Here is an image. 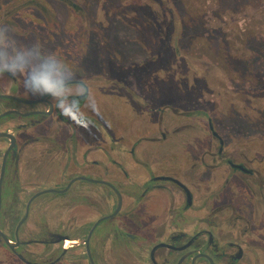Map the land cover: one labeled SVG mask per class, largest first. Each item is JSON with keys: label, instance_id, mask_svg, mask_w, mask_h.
Instances as JSON below:
<instances>
[{"label": "flooded vegetation", "instance_id": "af4514ba", "mask_svg": "<svg viewBox=\"0 0 264 264\" xmlns=\"http://www.w3.org/2000/svg\"><path fill=\"white\" fill-rule=\"evenodd\" d=\"M87 14L81 0H0V264H264V153L205 111L141 97L111 47L98 76ZM65 25L67 51L49 33ZM50 60L56 94L34 80Z\"/></svg>", "mask_w": 264, "mask_h": 264}, {"label": "rangeland", "instance_id": "374dc122", "mask_svg": "<svg viewBox=\"0 0 264 264\" xmlns=\"http://www.w3.org/2000/svg\"><path fill=\"white\" fill-rule=\"evenodd\" d=\"M81 1L86 5L88 14L84 17L86 24L83 26L78 24V28L85 29L82 31L88 30L89 37L91 33L93 41L95 40L92 46L97 47L98 58L94 60L93 57L91 60L95 62L98 76L104 77L106 74L107 55L111 47L114 56L124 59V64L122 62L121 66H115L117 77L121 81L128 82L141 97L154 103L155 100L163 103L171 98L172 103L180 110L205 111L212 116L217 129L229 141L249 147L258 152L259 156L263 155L264 89L261 85L258 86V83L261 76L264 77V56L255 60L253 69L256 73L249 68L246 73L237 71L227 74L230 71L223 68L226 64L224 55L212 46L217 43L214 37L202 40L203 47L197 43L194 51L188 50L183 52V55L175 52L172 41L169 43L165 41L168 44V52L159 50V39H157L159 37L151 35L150 32L145 33L148 23L145 15L146 3L151 4L154 17L157 16V22L165 28L168 24L172 25L169 22L172 13L168 6L160 5L154 0ZM230 1L227 3L230 4ZM260 1L264 3V0ZM53 2L56 5V12L59 11L60 22L65 23V20L67 26L75 24L73 11L63 9L56 4L57 2ZM252 2L253 0H237L233 5L230 4L231 7H235L231 22L233 26L238 22L245 23L247 12L250 13L253 9ZM214 8L212 4H207V18L211 23H215ZM206 25L208 26V23ZM67 26L60 30L49 31L55 34L53 41L55 48L70 50V44L67 42H72L69 40L70 36L76 34ZM61 35L65 36L66 42ZM58 36L60 41H57ZM103 54L105 55L102 56ZM141 65L143 67H140ZM79 66L82 73L92 68L82 59ZM191 120L195 124L198 121L202 123L200 118Z\"/></svg>", "mask_w": 264, "mask_h": 264}, {"label": "trees", "instance_id": "16d2710c", "mask_svg": "<svg viewBox=\"0 0 264 264\" xmlns=\"http://www.w3.org/2000/svg\"><path fill=\"white\" fill-rule=\"evenodd\" d=\"M154 1L160 5L168 6L172 13L169 22L173 27L168 24V27L165 28L160 22H157L158 17H154L151 4L146 3L145 15L148 23L146 22L145 33L150 32L151 35L159 37L157 38L159 39V50L168 52V44L165 41L168 43L172 41L175 52L178 55H183V52H188V50L194 51L197 43L203 47L202 40L214 37L217 43L212 46L224 55L226 64L223 65V68L230 71L227 74L237 71L246 73L249 68H255L256 59L264 56V3L260 0H253V9L250 13L247 12L245 23L238 22L235 26L231 23L235 7H231V5L237 0H231V5L227 3L229 0ZM214 1L215 3H213ZM207 4H212L215 7L213 10V22L215 23H211L207 18ZM153 21H155L154 24ZM171 37L172 39L169 40ZM223 68L222 70H224ZM252 71L255 72L254 69ZM260 85L264 89V77L262 76L258 83V86Z\"/></svg>", "mask_w": 264, "mask_h": 264}, {"label": "clouds", "instance_id": "9594fccd", "mask_svg": "<svg viewBox=\"0 0 264 264\" xmlns=\"http://www.w3.org/2000/svg\"><path fill=\"white\" fill-rule=\"evenodd\" d=\"M3 32L0 31V39L3 37ZM15 67V65H14ZM58 62L55 60H50L45 64H42L37 69V75L34 77V80L37 84L41 85L45 90L53 92L56 94L59 91H63V82L53 78V73L58 70ZM64 115L68 116L69 119L74 122H79L85 117V114L78 112H72L71 109H65Z\"/></svg>", "mask_w": 264, "mask_h": 264}, {"label": "water", "instance_id": "95a60500", "mask_svg": "<svg viewBox=\"0 0 264 264\" xmlns=\"http://www.w3.org/2000/svg\"><path fill=\"white\" fill-rule=\"evenodd\" d=\"M211 129L214 131V134L215 135H218L219 136L218 132L214 129L213 126H211ZM6 241H7L8 244H10V242H9V240L7 238H6Z\"/></svg>", "mask_w": 264, "mask_h": 264}]
</instances>
